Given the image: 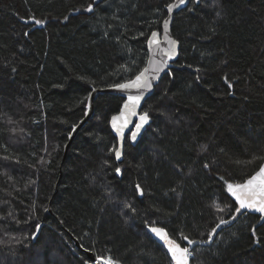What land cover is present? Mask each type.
I'll return each mask as SVG.
<instances>
[{
    "label": "trees",
    "instance_id": "1",
    "mask_svg": "<svg viewBox=\"0 0 264 264\" xmlns=\"http://www.w3.org/2000/svg\"><path fill=\"white\" fill-rule=\"evenodd\" d=\"M172 1L96 0L89 13L92 0H0V264H93L87 252L170 264L145 221L180 242L230 219L218 210L235 205L224 180L242 182L264 157V0H190L173 16L178 57L142 105L151 120L137 143L125 139L120 160L110 151L123 98L104 92L65 150L89 92L143 68ZM193 247L190 264H264V220L244 212Z\"/></svg>",
    "mask_w": 264,
    "mask_h": 264
},
{
    "label": "snow or ice",
    "instance_id": "2",
    "mask_svg": "<svg viewBox=\"0 0 264 264\" xmlns=\"http://www.w3.org/2000/svg\"><path fill=\"white\" fill-rule=\"evenodd\" d=\"M95 2L96 0H92V3H89L83 10L89 13L93 12V4H95ZM187 3L188 0H174V2L167 3L165 5L168 13V16L163 19V42L167 45V47L163 50V56L165 58L159 61L151 60L150 68L146 67L136 73L134 77L125 79L123 82L114 83L108 86L109 88L119 90L120 92L126 94V99L123 100V104L120 107L119 113L112 115L111 117L112 128L116 132L120 140L129 138L125 136V130L128 129V131L130 132V139L132 141H135L138 134L141 132V129H143L150 120L148 111H138V109L141 106V101L144 98L145 92L149 91L152 88V81L157 78V75L165 67H167L168 61L176 55L178 41L172 39L169 36V23L173 10L179 8L181 5H186ZM192 3L199 4L200 0H192ZM77 11H79V9H77ZM188 11L192 12L194 11V9L189 8ZM64 19L67 20L68 17L66 16ZM29 21L33 22L36 25H43L45 23L44 20L37 19L34 16H29L24 22L28 23ZM109 27H111V25H109ZM24 35L27 36L28 33L25 32ZM105 35H107V33H105ZM141 35H143V33H141ZM160 43L161 41L160 39H158V32L152 31L151 36L147 37L149 52H152L153 47H155L157 49V52H159ZM152 55H156V52H152ZM13 71H15V69H13ZM196 71H199V69H196ZM169 75H171V73H169ZM198 79L199 77H197V80ZM224 80L228 88L231 89L232 83L228 80L227 76L224 77ZM96 91L97 89L93 88L92 91L89 92L88 96L84 99L91 100L92 93ZM84 114L85 116H87L88 112L85 111ZM134 117L136 118L135 121L133 120ZM130 124H134V128H129ZM72 130L73 132L76 130L75 125L72 126ZM71 135L72 133L70 132L69 136L71 137ZM110 151H113L115 153L116 159L120 160V147H114ZM206 151L207 145H203L200 148L199 154H202ZM221 152H223V149H221ZM4 159L7 160L8 158L4 157ZM253 159H260L264 161V157H253ZM41 162L46 163V161H43V158H41ZM107 163L108 162L105 161V164ZM237 163L239 162L237 161ZM209 167L210 165L206 162L204 164V168L207 169ZM177 171H180L179 167H177ZM115 172L117 174H120L121 169L117 167L115 169ZM221 179L224 180V177H221ZM29 183H34V181H30ZM224 190L234 199L235 205L227 204L224 206V208H218V210H229L230 219L220 218L219 223H217L215 227H213L211 231L207 233L206 240L195 241L188 235L181 232L178 237L180 242H178L177 239L173 238L164 227L157 225L156 221H145V227L147 228L148 233H151L156 241L161 242L162 248H166V254L170 256V264H190V260L195 256V248L193 247L194 245H196L197 243L211 244L214 241L218 230H221V226L228 225L231 221L237 219L239 215H243L244 211L250 213H258L259 219L264 220V162H261L259 164L258 170L255 171L252 175L243 179L242 182H230L228 180H224ZM170 191L175 192L176 189L172 188L170 189ZM135 192L140 196H143L144 192L140 184H136ZM232 207H234V213L230 211ZM124 208L131 209L132 212L136 211V209L127 202L124 203ZM45 211H47L46 208ZM9 215H11V213H9ZM16 223L19 224L21 223V221L17 220ZM24 223H28V221H24ZM35 228L36 231L31 233V237L33 239L36 238L41 225L37 223L35 225ZM251 231L252 236L256 237L255 224L252 225ZM233 235H235V233H233ZM184 241H186V244L182 247L181 243ZM258 242V240H254V243ZM85 251H88V249H85ZM84 264H88V261L86 260ZM93 264H121V262L108 254H96Z\"/></svg>",
    "mask_w": 264,
    "mask_h": 264
},
{
    "label": "water",
    "instance_id": "3",
    "mask_svg": "<svg viewBox=\"0 0 264 264\" xmlns=\"http://www.w3.org/2000/svg\"><path fill=\"white\" fill-rule=\"evenodd\" d=\"M172 2H174V0H173ZM189 2H190V0H188V3H189ZM188 3H187L186 5H181L179 8H176V9L173 10V13H172V15H171V19H170V23H169V36H170L172 39H175L174 36L172 35V32H171V25H172L173 16H174L175 12H177V11H179L180 9L184 8L185 6H187ZM166 11H167V9H166ZM167 16H168V13H167L166 17H167ZM166 17H165V18H166ZM30 22H31V21H30ZM35 26H36V27H40L41 25H36V24H35ZM157 32H158V39H160V41H161V43H160V45H159V49H160V51L157 52V49H156L155 47H153L152 52H156V55L153 56V55H152V52H149V46H148V44H147V59H146L145 65L143 66L142 69H144V68H146V67H149V68H150V67H151V63H150L151 60L159 61V60L165 58V57L163 56V50L167 47V45L163 42V41H164V36H163V21H162V29H161V31H157ZM149 36H151V34H150ZM175 40H176V39H175ZM178 52H179V43L177 44L176 55H175L171 60L168 61L167 67H165V68H164V69H163V70L157 75V78H156L155 80L152 81V88H151L149 91L145 92V94H144V98H143L142 101H141V106H140V108L138 109V111H141V108H142V105H143L144 101H145V100H146V99H147V98L153 93V90H154L155 85H156L157 82L160 80V78L166 73V71L168 70V68H169L170 65H171V62H172L173 60H175V59L178 57ZM142 69H141V70H142ZM104 92L114 93V94H117V95L121 96V97L123 98V100L126 99V94L120 92L119 90L112 89V88H109V87H107V88L97 89L96 92L92 93V98H91V100H88V102H87V110H86V111L88 112V115H87V116L84 115V117L78 122V124L75 125V126H76V130H77L79 127H81L84 123H86L88 119H90V118L92 117V115H93V110H94V103H93V101H94L95 97H96L98 94H101V93H104ZM122 104H123V102H122ZM122 104H121V106H122ZM121 106H120V107H121ZM119 110H120V109H119ZM118 113H119V111H118L117 113H115V114H118ZM115 114H113V115H115ZM111 117H112V116H111ZM111 117H110V119H109V126H110V129H111L112 133L114 134V136H115L116 139H117V146H116V147H120V149H121V157H122V155H123L124 141H125V140H120L119 137L117 136L116 132L113 130L112 125H111ZM133 120L135 121L136 118L134 117ZM150 120H151V119H150ZM150 120H149L148 124L150 123ZM148 124H146V125L144 126V128L141 129V132L138 134L137 139H136L135 141H132V140L130 139V132L128 131V129L125 130V136L128 135V137H129V142H130L132 145H135V144L137 143V141H138V139L140 138L142 132L144 131V129L146 128V126H147ZM129 128H134V124H130V125H129ZM76 130H75V131H76ZM75 131L73 132V130H72V132H71V133H72L71 137L68 136V142H67V144L65 145V150H66L67 145H68L69 142L71 141V139H72L73 134L75 133ZM114 155H115V153H114ZM263 162H264V161H263ZM257 170H258V169H257ZM257 170H256V171H257ZM116 174H117V173H116ZM117 175L120 176V174H117ZM233 200H234V199H233ZM244 212H247V211H244ZM251 213H255V212H251ZM255 214H258V213H255ZM258 215H259V214H258ZM146 229H147V228H146ZM149 234L152 236L151 233H149ZM152 237H153V236H152ZM153 238H154V237H153ZM154 239H155V238H154ZM155 240H156V239H155ZM74 242L76 243V246H77V247H80V246H79V243H78V241H77L76 239H74ZM158 242H159V241H158ZM159 243H161V242H159ZM182 247H183V246H182ZM165 249H166V248H165ZM166 251H167V250H166ZM87 256H88V258H89V259L92 261V263H93L94 260H95V255H94L92 252H87Z\"/></svg>",
    "mask_w": 264,
    "mask_h": 264
}]
</instances>
